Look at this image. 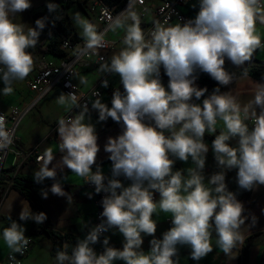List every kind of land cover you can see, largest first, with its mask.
<instances>
[{"label":"clouds","instance_id":"obj_1","mask_svg":"<svg viewBox=\"0 0 264 264\" xmlns=\"http://www.w3.org/2000/svg\"><path fill=\"white\" fill-rule=\"evenodd\" d=\"M30 7V0H0V81L4 85L0 91L4 95L13 92V82L25 80L34 69V57L28 49L37 46L46 18L37 19L36 27L27 31L13 20ZM58 7L47 4L49 12H56ZM72 20L83 41L82 47L76 46L77 59L99 55L100 49L107 48L104 37L108 31L125 32L123 47L113 53L110 62L100 57L98 69L119 74L124 94L119 89L114 91L108 107L101 102L100 93L92 91L97 97L92 108L98 110L99 120L122 122L123 130L104 145L112 162L111 177H106L99 165L93 171L100 147L94 126L85 123L87 104L81 105L82 97L77 92L57 97L60 105L81 111L58 120V148L64 155L50 168L55 157L52 148H46L37 156L39 168L34 170V181H56L57 168L67 167L85 183L94 185L97 194H106L101 213L106 219L78 240L70 253L67 243L58 249L56 264H114L117 260L125 264H179L174 259L178 257V245L189 246L191 259L199 261L213 251V233L215 246L229 259L234 258L247 238L243 229L248 217L243 204L228 190L225 176L226 171L237 169L241 189L264 185V83L254 82L253 99L242 107L232 91L221 92L217 87L205 96L207 88L197 87L195 81L196 73L203 72L221 86L230 85L236 75L225 69L226 58L242 67V77H248L245 62L264 47L256 32L257 22L264 24V4L261 0H199L194 19L183 24L154 20L147 34L132 0L115 18L109 17L104 31H98L79 12L72 15ZM161 67L169 77L167 89L160 79ZM79 81L80 85L87 84L84 76ZM102 87H108L107 80ZM202 97V103L193 102V98L199 101ZM248 121L252 122L251 128ZM218 122L223 128L216 134ZM206 132L215 134L212 150L220 169L207 182L203 174L209 151L204 142ZM233 139L237 140L235 147L229 143ZM12 143L13 132L0 114V150ZM189 158L194 167L174 170L177 159L188 162ZM121 176L131 181L127 187L118 179ZM50 191L57 196L67 195L59 181ZM155 193L159 194L158 200ZM42 195L47 198L48 193ZM71 200L68 195L69 203ZM161 212L170 214L172 227L157 239V220L153 217ZM30 219L41 224L47 215L33 213L25 203L19 220ZM9 220L2 235L12 253L9 259L14 261V254H23L31 238L25 236L23 225L11 216ZM111 228L123 235V248L110 247L106 237L104 251L97 255L90 245L98 243L101 233ZM142 234L153 237L147 253L141 248Z\"/></svg>","mask_w":264,"mask_h":264},{"label":"crops","instance_id":"obj_2","mask_svg":"<svg viewBox=\"0 0 264 264\" xmlns=\"http://www.w3.org/2000/svg\"><path fill=\"white\" fill-rule=\"evenodd\" d=\"M51 1L53 0H49L48 3ZM162 2L163 0H150L148 1V4L152 8H156ZM44 8L42 10H44ZM182 8L191 18H195L199 11V0H192L184 4ZM36 12L33 13L32 18ZM68 12L71 20L72 15L79 12L81 15L85 14L84 17L87 16L89 21L93 23L92 16L89 13L87 0H75L68 9ZM151 20V14H147L142 18L141 28L145 33L146 26ZM72 22L74 24L73 20ZM176 23L178 22H172L170 24ZM74 26L78 34H80V29L75 24ZM24 27L25 31H27L29 27L34 28V25H24ZM256 32L260 35L262 41H264V24L257 22ZM124 35L125 32L122 29H118L116 32H108L107 38L110 39L113 46L108 50L106 61L110 62L113 53L118 52L120 48L123 47L121 41L123 40ZM33 57H46L52 60H57L56 57L49 54L43 56L41 53H35L33 54ZM253 57L255 60L251 59V61L245 62L243 67L255 64L256 60H264V47L257 49L254 52ZM225 62H227L233 70L242 69V67L233 65L227 58ZM99 66L100 64L96 67L93 66L83 70L80 74L76 75L75 81L80 85L79 77L84 76L87 79V84L80 85V87L83 91H88L97 83L101 76L106 75L111 81V86L103 93L101 102L105 103L108 107H111V100L114 91L119 89V91L124 94V88L120 82L119 74L99 72ZM35 73L36 64L34 58L33 71L25 80L13 82V92L11 94L4 95L2 91H0V110L10 113L13 107H22L33 101L34 93L27 87V81ZM163 73H165V70L161 67L160 75ZM160 79L167 89L169 79ZM254 82L264 83V80L254 75L248 74V77H242V75H239L230 85H219V87L221 92L232 91L243 107L253 99L252 88ZM195 85L197 87L200 85L198 77L195 81ZM3 87V82L0 81V89ZM62 93L66 94L62 87H55L32 107L31 111L25 116L16 130L15 147L17 153L7 154L2 163L1 176L5 178L8 177L9 181L0 184V264H6L7 255L11 252L5 244L2 235L3 229L11 222L9 216H11L12 220L17 221L25 227V236L31 237L33 241L29 252L22 257V264H56V253L53 251L52 240L48 234L42 230L41 224H37L31 219L28 221L19 220V214L25 203H27L33 213L34 211L27 195L18 188H14L12 184L13 178L16 175L26 176L34 180V170L39 168V165L35 160L37 153L42 154L46 148H52L55 158L49 165L50 168L53 165H56L64 155V153L58 148L60 141L57 131V122L60 118H67L71 114L74 117L81 111V109L74 110L70 105H60L57 102V97ZM202 100L203 98L196 103H202ZM257 112L259 113V108H257ZM85 123H90L94 126L98 137L97 143L100 147V151L97 154L96 165H93V171H95L96 166L99 165L103 174L112 172V162L108 159L110 154L104 151V145L109 137L115 138L122 133V122L117 123L111 118H108L106 121H100L98 110L93 109L91 106L86 114ZM222 128L223 123L218 122L216 134H219ZM249 128H251L250 125ZM206 134L208 133L206 132ZM204 142L209 146V151L206 154L205 168L203 170L205 182H207V179L213 173L219 172L220 169L214 159L211 140L204 136ZM229 143L233 147L237 146L236 139L231 140ZM189 167H194L191 158H189L188 162H183L177 159L174 165V170H186ZM237 171V169L226 171L225 182L228 190L233 192L236 195V198L243 204L245 209L244 215L248 217L243 229L247 235L244 244L239 248L237 255L234 258L229 259L215 246V233H213V251L199 261L191 259V248L189 246L178 245V257H174V259H178L179 264H239L240 253L245 247L247 248L246 264H264V185H259L252 190L241 189L237 182ZM56 181L60 182L63 190L67 194L66 196L52 194L50 189L52 184ZM56 181L45 179L42 183H38L35 186L44 205L46 215L52 225L57 229L76 235L78 240H82L86 237L87 233L97 225L98 208L95 204L94 195L87 187L84 179L76 176L67 167H64L63 169L57 168ZM121 182L125 187L131 183L129 180H121ZM43 192L48 193L47 198H43ZM88 194H91L92 198H89ZM68 195L72 198L71 203L68 201ZM101 210L103 211V206ZM252 217H255V224H252ZM153 218L157 220L155 238L162 239L163 233L172 227L171 216L170 214L161 212L158 216H154ZM105 219L106 218L103 217V221ZM106 237L109 239L110 247L117 249L123 248V235L118 229L111 228L108 231L101 233L98 243L90 245L97 255L103 253V240ZM142 237L143 244L141 248L147 253L150 250V241L153 237L144 234H142ZM248 238L250 240L249 243H247ZM114 264H125V262L117 260L114 261Z\"/></svg>","mask_w":264,"mask_h":264},{"label":"built area","instance_id":"obj_3","mask_svg":"<svg viewBox=\"0 0 264 264\" xmlns=\"http://www.w3.org/2000/svg\"><path fill=\"white\" fill-rule=\"evenodd\" d=\"M89 6V13L92 16L93 24L97 26L98 31H104L108 26L109 17L115 18L119 13L124 11L129 5L130 0H128L122 7L115 8L106 4L103 0H87ZM148 1L143 0V3L140 0H132L133 10L137 12L140 16L141 24L142 18L151 14L152 20L146 26V34L153 28L154 20H159L161 23H164L166 20L170 24L172 22L184 23L191 18L182 8V6L192 0H163V2L158 5L156 8H152ZM261 3L264 4V0H261ZM109 32V31H108ZM105 34L104 39L108 42L109 46L107 48H102L99 50V55H86L81 59L76 58L75 49L77 45L83 46V41L72 42L70 39H67L63 42V47L69 51L68 56L65 59L52 60L46 57H34L36 64V73L27 81V87L34 93L33 101L25 106H15L12 108L10 113H6L0 110V114L4 115L6 118V126L8 129L13 132V143L4 150H0V177L2 171V163L9 153L16 154L15 139H16V130L20 123L23 121L25 116L31 111L32 107L38 103L47 93H49L55 87H62L66 94L77 92L78 95L82 97L80 103L83 106L87 104L88 109L91 108L92 102L97 98L92 96V91H98L100 93V98L103 96V93L111 86L110 79L103 75L101 76L97 83L88 91H83L75 81L76 75L80 74L83 70L97 66L102 61L100 57H103V60H107L108 50L112 48L113 43L110 39L107 38ZM67 42V45H65ZM43 55V54H42ZM45 56V55H43ZM104 80L108 81V87H102ZM74 110H80V108H74ZM68 117H73L69 115ZM248 124L252 127V122L248 121ZM41 154L37 153L35 160L37 161V156ZM112 172L104 174L106 177H111ZM120 180H125L124 177H118ZM1 184V182H0ZM87 187L91 190L94 195L95 204L98 208L97 212V225L103 222L102 213V200L105 193L101 192L97 194L95 192V187L91 183H86ZM155 199H159V194H154ZM104 233V232H103ZM31 238V237H28ZM32 238L30 243L23 254L15 253V260H10L9 257L12 253H8L6 264H22V257L25 256L31 246Z\"/></svg>","mask_w":264,"mask_h":264},{"label":"trees","instance_id":"obj_4","mask_svg":"<svg viewBox=\"0 0 264 264\" xmlns=\"http://www.w3.org/2000/svg\"><path fill=\"white\" fill-rule=\"evenodd\" d=\"M56 0L51 1L50 3H55ZM75 0H62L61 3L58 5V10L56 12H48L47 6L44 10L36 12L33 16L34 23L37 19L46 18V26L41 31L39 36L38 44L35 48H29L28 51L31 52L32 50L38 51L43 55H52L57 59H65L69 51L63 47V42L67 39H70L72 42H78L81 40L80 35L78 34L72 20L70 19V15L68 9L72 5ZM106 4L111 7L120 8L122 7L128 0H103ZM60 17V19H57ZM252 60H255L252 57ZM225 69L229 73H235L236 77L242 75V69L233 70L230 65L225 62L224 65ZM248 74L254 75L260 79L264 80V60H256V63L250 66H247ZM197 77L200 80L199 88H207V93L205 96L210 95L213 90L219 87L217 81L212 79L207 73L197 72ZM160 78L163 80H168L169 77L166 73L160 75ZM204 98V97H202ZM193 102H197L195 98H193ZM205 137L210 139L211 142L215 138V134H205ZM9 181V178H5L3 176L0 177V182L6 183ZM36 183L34 180L26 177L16 175L13 178L12 186L14 188H18L20 191H23L24 194L27 195L32 209L34 213L45 212L44 205L42 200L35 189ZM41 228L44 232L48 234V236L52 240L53 251L56 253L58 249H61L62 246L67 243L70 245L68 251L71 252V247L75 246L78 241L76 235L63 232L57 229L52 223L47 219L41 223ZM249 238L247 239V243H249ZM247 260V248H243L240 253V263L239 264H246Z\"/></svg>","mask_w":264,"mask_h":264},{"label":"rangeland","instance_id":"obj_5","mask_svg":"<svg viewBox=\"0 0 264 264\" xmlns=\"http://www.w3.org/2000/svg\"><path fill=\"white\" fill-rule=\"evenodd\" d=\"M48 2L49 0H30L31 7L22 13L16 14V16L13 18L14 22L22 25H34L32 18L33 13L42 10L48 4ZM84 15L85 14L82 16L84 17ZM84 18L88 19L87 16ZM32 53L35 54L38 53V51L34 50Z\"/></svg>","mask_w":264,"mask_h":264},{"label":"water","instance_id":"obj_6","mask_svg":"<svg viewBox=\"0 0 264 264\" xmlns=\"http://www.w3.org/2000/svg\"><path fill=\"white\" fill-rule=\"evenodd\" d=\"M62 0H56L55 4L59 5L61 3ZM49 12V11H48ZM36 27V24L34 23V28Z\"/></svg>","mask_w":264,"mask_h":264}]
</instances>
